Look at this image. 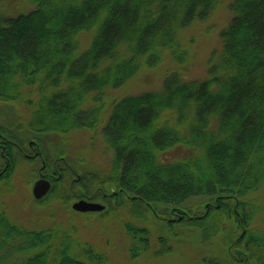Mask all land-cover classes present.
<instances>
[{
	"label": "trees",
	"instance_id": "obj_1",
	"mask_svg": "<svg viewBox=\"0 0 264 264\" xmlns=\"http://www.w3.org/2000/svg\"><path fill=\"white\" fill-rule=\"evenodd\" d=\"M26 1L33 7L12 15L10 3L0 6V103L29 108L16 128L0 123V264H112L78 233L100 225L126 234L130 259L147 250L160 256L181 231L210 240L225 219L238 230L222 249L227 258L200 262L264 264V229L252 225L264 216V0L229 2L204 77L186 79L173 68L158 89L110 99L108 89L156 66L166 50L184 64L179 32L207 19L219 0ZM81 32L89 34L84 45ZM168 112L173 122L162 121ZM96 129L110 152L108 167L73 179L71 161L49 142ZM27 137L44 171L58 163L65 169L43 197L22 200L47 211L21 217L4 198L15 193L21 161H33L16 148ZM78 198L104 208L82 216L87 212L71 208Z\"/></svg>",
	"mask_w": 264,
	"mask_h": 264
},
{
	"label": "rangeland",
	"instance_id": "obj_2",
	"mask_svg": "<svg viewBox=\"0 0 264 264\" xmlns=\"http://www.w3.org/2000/svg\"><path fill=\"white\" fill-rule=\"evenodd\" d=\"M10 1L11 0H0L1 7H6L9 3L10 6H13L12 9L7 11L10 15L28 11L33 7L32 4L26 0L21 1V4H16L15 6L13 4L16 1ZM230 1L231 0H219L218 4L214 7L215 9L207 19L201 22H194L192 25L179 32L180 45L183 49L185 48L187 50V61L184 64L175 62L166 50L156 66L140 68L134 78L129 82L120 87L108 89L106 97L110 99L126 94L138 93L144 90L158 89L164 73L173 68L177 69L180 75L186 79L204 77L206 73V63L210 54L220 47V29L228 22L231 16L228 7ZM81 33L77 38L81 45H84L89 39V34ZM36 96V89H32L29 97L35 98ZM4 104L5 103H0V123L2 124H13L15 127V125L20 123V118L28 116L29 108L26 104L17 101ZM162 121L168 123L173 122L171 113L168 112L164 114ZM23 132L24 131H21L20 137H23L22 134L25 135ZM56 136L57 139L56 137L48 139L52 140V142H49L52 144L49 150H51V152H61L60 156L67 157V159L71 161L73 167L72 177H74V174L77 175L78 173H82V171L108 167L110 152L108 149H105V143L99 129L94 131H75L70 136L65 135L63 138L68 139L63 140L60 139V135ZM28 141L35 140L31 137L23 138L25 145ZM74 150L85 152V155L83 154V158H79ZM98 162L101 163L100 166L97 164ZM40 163V160L32 161V163L22 160L16 168L15 175L17 187L15 193L11 198L9 197L11 202L7 200L8 198H4L8 207L11 204L14 206V215L18 214V210H21V217H25L29 211L35 214L38 213L36 212L38 210L42 213L47 211L40 207H33L32 205L27 207L28 204L25 206L22 204V200L25 196L29 198L33 197L31 186L37 177V168L40 166ZM44 177L47 178L46 176ZM48 179L51 180L50 178ZM111 189L112 188L109 190ZM259 196L264 204V188L260 191ZM80 214L86 216L93 213L87 212ZM222 225V229L210 240H202L195 232L184 231L183 233V231H181L182 235L178 236L179 243L177 242V244H174L173 242L171 251L160 256H152L151 251L147 250L135 259L129 258L127 254L128 238L126 234L122 233L116 226L108 225V227L102 229L100 227L101 225L97 227L93 226L94 232L92 231V233H90L91 235L86 233L87 229L81 227L78 233L106 251L112 264H202L200 261L204 256L223 257L221 259L227 258L226 255L222 253V249H226L232 237L238 234V230L231 219L222 220ZM252 225L264 229V216L256 218ZM174 227L178 228V225H174ZM97 229H100V231L97 232ZM150 229H152L154 233L159 231V227L156 226L155 223L151 224ZM154 233L152 235V248L156 246Z\"/></svg>",
	"mask_w": 264,
	"mask_h": 264
},
{
	"label": "water",
	"instance_id": "obj_3",
	"mask_svg": "<svg viewBox=\"0 0 264 264\" xmlns=\"http://www.w3.org/2000/svg\"><path fill=\"white\" fill-rule=\"evenodd\" d=\"M51 187V181L45 177H38L31 186V193L34 198L43 197ZM71 208L80 212H95L104 208V204L87 198H78L72 201Z\"/></svg>",
	"mask_w": 264,
	"mask_h": 264
},
{
	"label": "flooded vegetation",
	"instance_id": "obj_4",
	"mask_svg": "<svg viewBox=\"0 0 264 264\" xmlns=\"http://www.w3.org/2000/svg\"><path fill=\"white\" fill-rule=\"evenodd\" d=\"M4 144L3 142L0 143V150H3ZM17 150L27 159L29 160H37V158L35 157L38 153V147L35 144V141H28L25 145L24 142H22L21 146H17L16 147ZM2 155V154H1ZM40 166L37 168V173H36V178L38 177H44L46 176L47 178H52V177H56L60 174V171L62 169H65V167H63L62 164L58 163L59 165L53 166L49 172H47L46 170L44 171L45 167H44V163L43 160H40ZM73 179H75V176L73 177Z\"/></svg>",
	"mask_w": 264,
	"mask_h": 264
}]
</instances>
